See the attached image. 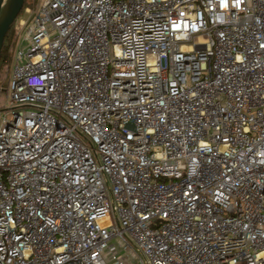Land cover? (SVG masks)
Returning a JSON list of instances; mask_svg holds the SVG:
<instances>
[{"label": "built area", "instance_id": "obj_1", "mask_svg": "<svg viewBox=\"0 0 264 264\" xmlns=\"http://www.w3.org/2000/svg\"><path fill=\"white\" fill-rule=\"evenodd\" d=\"M22 10L0 264H264V0Z\"/></svg>", "mask_w": 264, "mask_h": 264}, {"label": "rangeland", "instance_id": "obj_2", "mask_svg": "<svg viewBox=\"0 0 264 264\" xmlns=\"http://www.w3.org/2000/svg\"><path fill=\"white\" fill-rule=\"evenodd\" d=\"M28 3H31L32 0H27ZM17 26H15V33H17ZM23 37L22 32L14 34L12 39L13 46L9 48L10 56L6 59V62L0 66V122L2 120V116L6 114L7 110L13 107V103L10 102L9 92H8V83L12 74L15 54L21 47V39Z\"/></svg>", "mask_w": 264, "mask_h": 264}, {"label": "water", "instance_id": "obj_3", "mask_svg": "<svg viewBox=\"0 0 264 264\" xmlns=\"http://www.w3.org/2000/svg\"><path fill=\"white\" fill-rule=\"evenodd\" d=\"M25 0H0V57L4 39L21 13Z\"/></svg>", "mask_w": 264, "mask_h": 264}, {"label": "trees", "instance_id": "obj_4", "mask_svg": "<svg viewBox=\"0 0 264 264\" xmlns=\"http://www.w3.org/2000/svg\"><path fill=\"white\" fill-rule=\"evenodd\" d=\"M26 5H28V1L27 0H25V2H24V6H26ZM20 14H19V16H20ZM18 17H17V19H18ZM14 34H15V22L11 26V28H10L9 32L7 33V35L5 36L3 47H2V50H1L0 66H2V64L5 63L6 59L10 56L9 48H11L13 46V44L11 42H12V39L14 37Z\"/></svg>", "mask_w": 264, "mask_h": 264}]
</instances>
